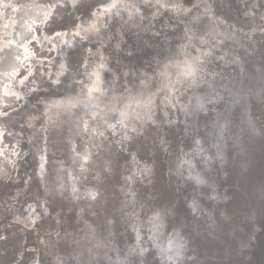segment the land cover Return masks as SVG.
Listing matches in <instances>:
<instances>
[{
	"label": "bare ground",
	"instance_id": "obj_1",
	"mask_svg": "<svg viewBox=\"0 0 264 264\" xmlns=\"http://www.w3.org/2000/svg\"><path fill=\"white\" fill-rule=\"evenodd\" d=\"M121 1L123 7L112 6L111 10L102 11V23L90 27L95 35H99L100 28H106L109 37L100 47H89L85 53H82L81 36L66 37L65 33H58L74 21L71 18L75 11L81 9L85 16L90 14L92 6L87 7L85 0H66L55 6L53 15L37 28L32 41L34 49L29 53L20 87L12 92L20 103L8 108L3 115L0 113V153L17 146V133H24L22 128L28 130L33 124L29 111L34 98L49 101L43 112L47 148L44 155L55 144L60 143L63 149L68 137L89 129L86 123L90 120L100 122L85 113L99 108L107 131L115 132L114 125H119L120 134L112 137V143L132 149L134 160L123 182L117 176L126 163L112 145H103V154L91 158V172L99 176L100 181L82 188V194L86 202L97 205V210L79 241L71 227L75 201L62 195L56 201L51 200L50 191L45 195V218L47 223L57 227L53 240L59 254L77 264H134L136 259L144 257L146 233L148 241H153L159 252L165 251L168 240L163 238L169 230L171 209L165 201H159L160 196L154 198V202L152 198L144 201L138 181L142 178L152 188L156 183L163 184L166 167L159 162L164 156L169 157L173 167L184 157L183 153L188 160L186 169L181 175L178 170L174 178L182 194L180 200L170 201L179 211L182 235L187 241L200 243L213 264H264V178L257 182L246 173L251 166L257 171L259 159L264 164V116H261L264 113V0H159L155 6L152 3L151 16L142 21L137 17L144 10L126 15L124 2L127 0ZM62 16L68 19L67 24L59 21ZM6 24L4 28L11 32L14 20ZM52 24L55 27H51ZM54 33L61 40L50 46V53L42 43ZM215 37L214 51L203 54V66H207L217 52L221 62L219 71L209 77L202 72L205 79L200 75L202 80L194 87L199 89L194 90L200 95L199 100L192 103L193 106L191 103L186 106L165 131L157 110H149L151 105L165 103L160 101L159 93L164 66L172 58L183 57L182 74L199 69L196 58L187 55L199 41ZM10 40L0 42V50L8 45L14 48L15 43ZM244 47L247 56L240 58ZM38 55L45 60V69L37 63ZM79 64H82L81 69L73 76L72 71ZM110 78L113 84L106 88ZM214 78L222 79L224 84L218 85L214 96L203 97L202 89ZM260 96L261 102L257 104ZM258 107L261 111L256 114ZM68 116H71L69 122ZM19 117H23L24 125L17 122ZM91 138L96 139V143L101 140L95 135ZM168 141L172 142L171 151L166 146ZM160 143L166 144V155ZM183 146L185 151H181ZM151 152L156 153L154 158ZM70 158L74 159L73 153ZM44 159L40 171L43 185L47 171ZM202 193L209 195V203L202 202ZM237 193L242 198L241 205L237 203ZM27 212L19 211V219H24ZM118 216L121 218L119 226ZM250 221L258 225L251 239L254 261L249 260L247 245L240 240L242 233L235 234L238 227L242 231L249 230ZM128 232H132L136 240L130 245H127ZM14 237L0 241V254L2 250H17L19 241H14ZM116 239L126 247L115 261H110L108 253Z\"/></svg>",
	"mask_w": 264,
	"mask_h": 264
},
{
	"label": "rangeland",
	"instance_id": "obj_2",
	"mask_svg": "<svg viewBox=\"0 0 264 264\" xmlns=\"http://www.w3.org/2000/svg\"><path fill=\"white\" fill-rule=\"evenodd\" d=\"M64 1L66 0H0V42H11L10 38H12V43H15L13 44L14 48H10L8 45L7 48L0 50L1 114L5 113L8 108H13L20 103L18 99L13 97L12 92H15L20 87L21 75L24 74L28 66L29 53H32L34 49L32 41L36 38L37 28L42 26L46 19L53 15L55 6L62 4ZM89 1L91 0H85L86 3ZM144 1H125L126 15L137 13L136 11L138 10L139 12L144 10L142 11L143 13L140 12L141 15L137 19L140 18L142 21L150 17L154 10L152 3L155 6L159 0H147L145 3ZM112 6L123 7V2L121 0H98L91 7V12L88 16H85L81 9H76L75 16L71 18V21L74 19L75 23L74 21L69 23V29L65 27L66 30L58 33H65L66 37L70 35L81 36L83 41L82 53H85L89 47H100L105 38L109 37L108 30L100 28L99 35H95L96 33L94 34L90 27L101 24L104 19L102 11L111 10ZM245 19L249 20V17H245ZM10 20H14V28L11 32H8L4 27L7 25L6 22ZM60 38L58 39L57 33L52 34L42 43L43 48L45 50L48 49L47 52L51 53L52 48L50 46L61 40ZM7 39L9 40L6 41ZM216 40L217 37L210 41H199L198 44H195L193 51L192 48L190 49L187 57L192 54L200 65L199 69L194 68L188 74H182L184 71L182 65H184L183 62L185 61L183 57L172 58L164 66L165 75H163L160 82L159 93L161 96L160 101H165V103L159 102L158 105H154L156 107L151 105L149 110H157L156 113L165 131L169 127L171 120L178 118L177 116L184 112L186 106H189L190 103L192 105L196 100H199L200 95L194 92V90L199 89H194V87L202 78L205 79L206 75H202V72L207 73L209 77L219 71L221 62L217 52L213 53V57L207 66H203L205 53L214 51ZM42 46L39 47L42 48ZM241 52L240 58H245L247 49H242ZM41 53H43L42 50ZM42 58H39L38 55L37 63L45 69L46 62ZM81 66L82 64H79L74 68L72 71L73 76L78 69H81ZM200 75L202 78H200ZM112 81L113 79L110 78L106 88L113 84ZM213 81L211 82L209 79L202 89L204 90L202 91L203 97L214 96L213 91L217 89L218 85L224 84L221 83L222 79L214 78ZM56 96L61 97L62 94H57ZM167 96H170L168 101L165 100ZM47 101L34 98L29 111L33 124L28 130L25 127L22 128L24 133L22 131L17 133L16 137L18 136V138H15L16 143L19 142L17 146H14L7 153H0V241L5 240L8 236L9 238L15 236L13 238L14 241H19L17 250L11 252L2 250L0 264H77V262H72L70 258L67 259L61 253L59 254L55 249L56 244L53 240V235L57 227L55 224L47 223L45 218V207L43 206L45 195L50 191L51 197L49 198L51 200H55L62 195V197L71 198L75 201L76 205L73 206L74 208L71 212V227L76 240L79 241L85 233L93 213L97 210V205L92 202H86L82 194V188H88L100 181L99 176L91 172V158L95 155L101 156L103 154V145H112L114 151L120 155L119 157H123V162L126 163L122 165L119 170L122 172L117 177L120 176L124 182L127 175L130 174V165L134 160V152L128 146H116L117 143L115 145L112 143V137L116 138L117 134H120L119 125H114L115 132L107 131L103 126L105 122L103 121L102 110L99 108L96 109L97 111L93 109L96 112L86 111L85 113L88 117L92 116L95 120H101L100 122L90 120L86 123V127L89 129L86 128L87 130L83 131V133L80 131L81 134L77 136L68 137L63 142V149L60 148V143L55 144L44 155L47 148L43 137L45 131L43 112L49 102ZM260 102L261 96L257 104ZM111 119L115 120L114 118ZM67 121H71V116H68ZM17 122L22 125L25 124L23 117H19ZM92 135H95L96 138H101V140H97L98 143L94 142L96 139H92ZM167 144H159L163 154L166 151L165 145L168 151L171 149L172 142L168 141ZM185 150L183 146L181 151ZM72 153L74 155L73 160L70 158ZM155 154V152H151L153 158ZM182 156L184 157H180L173 167L169 164V157L164 156L165 158L159 162L161 166L166 167L162 174L163 184L156 183L152 188L146 185V180L139 178L138 189H141L140 195L144 201L152 198L153 200H151L154 202V198L158 199V196H160L159 201H165L166 206L171 209V213L168 221L169 230L163 238L164 241L168 240V248L159 252L154 242L148 241L146 233L143 238V243H145L146 247L145 254H143L144 257L136 259L134 264H213V259L209 254L207 255L208 252L203 250L200 243L187 241L186 237L182 235V230L179 229V211H177L175 203H170V201L180 200L179 196L182 194V188L179 187L177 180L174 179L176 178L175 174H178V170H180L179 175H181L186 169L188 160L185 159L186 156L183 153ZM152 157L151 159H153ZM42 159L47 162V171L43 175L44 185L40 176ZM75 181L81 186H75ZM55 190L59 191L56 193ZM200 199L205 204L210 202L207 193H202ZM27 210L30 215L27 214L29 213ZM128 210L131 211V208L128 207ZM19 211L27 212L24 219H19ZM104 212L107 214V210H104ZM120 219V216H118L117 226H119ZM209 219L211 220L212 218ZM129 220H131V217L127 219L128 222ZM126 238L127 245L136 241L132 232H128ZM114 245V248L108 253L110 261H115L117 254L124 252L126 247V244L118 239L115 240Z\"/></svg>",
	"mask_w": 264,
	"mask_h": 264
},
{
	"label": "water",
	"instance_id": "obj_3",
	"mask_svg": "<svg viewBox=\"0 0 264 264\" xmlns=\"http://www.w3.org/2000/svg\"><path fill=\"white\" fill-rule=\"evenodd\" d=\"M97 2V0H91V1H89L88 3H87V7H91V6H93L95 3ZM59 21H61V22H64V24L66 23L67 24V22H68V19L67 18H65V16H62L60 19H59ZM51 27H55V24H52V25H50ZM261 111V108H259L258 107V109H255V113L257 114V112L259 113ZM253 112H254V109H253ZM263 116H264V113H263ZM262 140V139H261ZM263 156H264V154H263ZM249 171V172H248ZM248 171H246V173H248L249 175H251V176H253L256 180L255 181H257V182H260V181H262L263 180V178H264V164H263V162H262V159H259V161H258V163H257V171H255L254 170V166H251L250 167V170H248ZM243 192V191H242ZM236 197H237V203L238 204H243V201H242V198H241V196H240V193H237L236 194ZM247 220H250V219H247ZM248 226H249V230H247V231H242L241 229H240V227H238L236 230H235V234L236 235H238V236H240L239 234L240 233H242L241 234V241L243 242V243H245L247 246H246V250H247V254H248V257H249V260L250 261H254V253H252V250H253V252H254V248H252V243H251V239H252V236H253V234H252V231H256V227H258V225L256 224V223H251V221H250V223L249 224H247ZM260 227V226H259ZM237 249H238V247H237ZM252 249V250H251ZM251 252V253H250ZM251 254V255H250ZM238 255V254H237ZM244 259V261H247V259H245V258H243ZM248 260V261H249Z\"/></svg>",
	"mask_w": 264,
	"mask_h": 264
}]
</instances>
